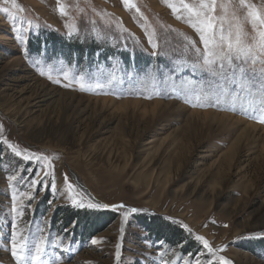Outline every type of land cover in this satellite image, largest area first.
<instances>
[{"label": "rangeland", "instance_id": "rangeland-1", "mask_svg": "<svg viewBox=\"0 0 264 264\" xmlns=\"http://www.w3.org/2000/svg\"><path fill=\"white\" fill-rule=\"evenodd\" d=\"M130 3L135 7L124 0H15L16 7L0 0V264H21L11 254L13 240L32 250L41 237L42 259L60 264H160L161 255L168 264H220L218 255L264 264V123L252 118L264 111L258 77L244 61H233L229 79L192 67L204 47L177 18L189 14L164 0ZM245 5L264 17V0ZM245 5L216 0L214 14L250 40L255 30ZM241 67L249 87H240ZM64 70L103 87H65ZM187 82L210 101L221 97L225 109L234 98L236 110L191 106L183 98ZM37 175L55 189L33 186ZM95 203L126 207H88ZM167 223L184 242L162 238L171 235ZM154 229L161 235L152 237ZM197 235L224 251L209 253Z\"/></svg>", "mask_w": 264, "mask_h": 264}, {"label": "snow or ice", "instance_id": "snow-or-ice-1", "mask_svg": "<svg viewBox=\"0 0 264 264\" xmlns=\"http://www.w3.org/2000/svg\"><path fill=\"white\" fill-rule=\"evenodd\" d=\"M7 2V0H5ZM126 6L135 7L130 3V0H124ZM164 3L172 8L174 12L179 13L181 10L186 11L189 15L187 17L179 16L177 18H183L187 23L199 34L200 40L204 47V54L202 58H200L197 62L193 63L191 66L196 68H201L204 71L208 72L210 75L214 77H220L222 79H229L226 75L227 70L231 69L236 71V67L233 64V61H244L247 64L251 65V71L255 74L260 81V93L262 97H264V60H261L260 57L264 56V17L261 16L258 9H255L251 5H245V0H240L241 5H245L249 8L247 13V17L250 20L255 34L250 38L246 36V34L242 31L241 27L237 25L235 28L233 27V23L229 22L227 27H225V19L226 17H217L214 13L216 10V0H199L197 5H193L187 2V0H179L180 6L177 7L171 0H164ZM13 4L16 7H19L15 4V0H13ZM137 12H139V8H135ZM7 11V9H4ZM20 11H23L20 8ZM58 11L61 15H67L66 9L64 6H60ZM225 12L227 9L225 8ZM73 32L69 31L68 36L71 38L73 36ZM76 35L78 36V30ZM18 39L23 43L24 37L19 36ZM99 39V37H97ZM152 47L155 49L157 45L155 43L152 44ZM191 47L196 52H199V49L195 47V42H191ZM155 55V52L153 53ZM259 62L262 66L257 69L255 64ZM182 66V65H181ZM118 67H116V71H118ZM240 77V87L245 88L250 85L243 79V74L245 73V68H239ZM41 75H44V71L41 70ZM62 78L64 80H68L69 83L65 84V87H69L71 82H76L79 84L80 91H88L91 87L95 86L96 88H102L99 82H96L94 85L92 81L89 79L87 74L77 73L71 74L69 70H64L61 73ZM151 75V74H149ZM114 77V73L110 74V79ZM48 79L52 80L51 72L49 71ZM55 83H60V79H56ZM186 87L188 91L184 94V100L186 103H189L193 107H209L212 106L213 103L221 106L222 110H236L235 107V99L233 98L228 102L227 108L225 109L224 103L221 100V97H216L214 101H210L205 95H203L202 91L197 92L195 90V86L192 85L191 82L186 83ZM103 94H108L107 92ZM159 94V93H156ZM223 95L225 97L228 96L227 91H223ZM146 98L152 99L153 96L150 94ZM171 98V95H169ZM177 98H180L177 96ZM264 103V100H262ZM252 118L257 119L258 122L264 123V111L261 112L258 116H253ZM2 128V125H0ZM32 159V157H29ZM37 159H46V157H37ZM49 173L45 172V175ZM15 177H9V180H13ZM67 176L65 175V181H67ZM33 186L39 185L42 188L51 187L55 189V185H48L44 180L39 179V176L33 177L30 181ZM68 189L71 191L74 189V185L68 183ZM29 200L33 199V197L29 196ZM13 199V210H15V196ZM51 203V201H50ZM74 206L83 207V203L73 199L72 201ZM90 208L97 209H107L109 207L113 209L125 208L126 205H108V204H89ZM131 212H136L137 209H130ZM124 220L128 219V212L123 214ZM183 228L187 229L189 233H191V229L188 228L187 225H182ZM227 227V225H225ZM42 231V229H41ZM123 232V228L121 229ZM197 241H199L205 249L209 253L218 254L219 252L224 251L223 248L217 249L214 248L209 241L204 237L197 235L195 237ZM92 243H97L96 240H92ZM163 246V244H161ZM11 254L16 257L17 261H20L21 264H60L59 260H53L51 257L43 258L46 256L45 253V241L43 237L40 238L39 243L35 246L34 249L29 250L26 241L17 242L13 240L11 245ZM142 255H147L142 254ZM116 257L119 260L120 258V245H117ZM220 264H233V262L226 258L223 255L217 256ZM160 264H168L167 261L164 260L163 255L160 257Z\"/></svg>", "mask_w": 264, "mask_h": 264}, {"label": "trees", "instance_id": "trees-1", "mask_svg": "<svg viewBox=\"0 0 264 264\" xmlns=\"http://www.w3.org/2000/svg\"><path fill=\"white\" fill-rule=\"evenodd\" d=\"M52 39L54 40V38H52ZM52 39H50V40H52ZM109 214H111V213H109ZM157 218L158 217H153L152 219L156 222V220L160 219V218H158V219ZM143 223H147V221L143 220ZM167 224H168L167 225L168 228L169 229L171 228L173 232L171 231V235H165V237H163L164 234H162V238H165L168 243H174L175 241H178L179 243H181V241L184 242L185 240L184 241L182 240L183 237H184L183 233L182 232H178V229H175L176 227H173V226L171 227L170 226L171 224H169V223H167ZM175 230H176V232H175ZM150 234H151L152 237L153 236H157V234L161 235L160 232L158 231V233H157L155 229L153 231H151ZM172 235H174V236L171 237Z\"/></svg>", "mask_w": 264, "mask_h": 264}, {"label": "bare ground", "instance_id": "bare-ground-1", "mask_svg": "<svg viewBox=\"0 0 264 264\" xmlns=\"http://www.w3.org/2000/svg\"><path fill=\"white\" fill-rule=\"evenodd\" d=\"M155 104H157V105H159L160 103L159 102H156ZM157 107V106H156ZM222 116H224L225 118L226 117H229V118H231V116H229V115H226V114H222ZM20 125V124H19ZM247 126H248V128H256L257 126H255V125H253V124H247ZM33 129V128H32ZM243 138H246V135H241L240 136V138L238 139V141L240 140H243ZM235 146L236 145H234L232 148H231V150H234V149H236L235 148ZM231 153H229V154H232V151H230Z\"/></svg>", "mask_w": 264, "mask_h": 264}, {"label": "water", "instance_id": "water-1", "mask_svg": "<svg viewBox=\"0 0 264 264\" xmlns=\"http://www.w3.org/2000/svg\"><path fill=\"white\" fill-rule=\"evenodd\" d=\"M81 188L86 193V195H88L91 198V194H89V192L86 189H84L82 186H81Z\"/></svg>", "mask_w": 264, "mask_h": 264}]
</instances>
